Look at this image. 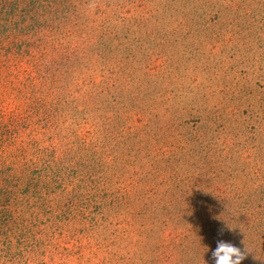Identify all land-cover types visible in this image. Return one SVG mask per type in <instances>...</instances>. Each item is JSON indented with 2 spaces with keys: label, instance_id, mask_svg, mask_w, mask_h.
Here are the masks:
<instances>
[{
  "label": "rangeland",
  "instance_id": "rangeland-1",
  "mask_svg": "<svg viewBox=\"0 0 264 264\" xmlns=\"http://www.w3.org/2000/svg\"><path fill=\"white\" fill-rule=\"evenodd\" d=\"M56 10L1 34L0 166L29 169L0 182V264H211L186 256L194 224L264 232V0Z\"/></svg>",
  "mask_w": 264,
  "mask_h": 264
},
{
  "label": "trees",
  "instance_id": "trees-1",
  "mask_svg": "<svg viewBox=\"0 0 264 264\" xmlns=\"http://www.w3.org/2000/svg\"><path fill=\"white\" fill-rule=\"evenodd\" d=\"M60 2H72V0H0V50L3 49V43L5 40L8 39L6 36H1L2 33H6L9 31V28H7V25L4 23L7 22V19L14 20V24L17 26V30L20 32L17 33L18 37H22L23 35H27L33 30L39 29L41 25L36 24L39 17H44L46 15H49L51 13V10L54 8V11L57 12L56 8L60 4ZM32 14V15H31ZM37 17V18H36ZM27 21H31L29 25H26ZM32 21H35L33 23ZM3 25V27L1 26ZM36 24V25H35ZM13 30V29H10ZM22 34V35H21ZM9 56V55H8ZM6 56V57H8ZM9 63V61L7 62ZM9 68V65H7ZM15 121L16 118H12L7 120L6 123L0 122V138L2 137L5 142H8L10 145L14 143V140H12L11 136L15 133ZM29 169L28 166H25L21 172V175L17 176L16 173L13 175L12 169L4 168L3 166H0V182L1 183H7V185L10 186H17L15 183L12 184L13 181H17L22 183L23 176L26 175V170ZM0 183V185H1ZM29 184V181L26 183V185ZM10 192L4 190V187H0V207L3 206V199H6V194L8 195ZM6 201V200H5ZM201 204V203H200ZM201 208V206H198ZM201 214V213H200ZM190 215V214H188ZM191 216V215H190ZM188 217L189 219L191 217ZM10 211L4 210L3 208H0V228L4 225H6V222H8L11 218ZM215 222L214 220H211ZM179 225L180 223H176ZM182 226V224H180ZM202 226H205L204 228ZM196 225L194 224L193 230L187 240L185 251L187 253L186 256L189 257V259L195 260L196 256L199 255V258L201 262L205 263L207 260H210L211 252L216 247L215 244L219 240L212 239V237L207 238L206 234L211 230V225ZM221 226L220 233H223L224 229H227V227L223 228ZM250 226L249 228L244 229V233H241L240 235H237L239 242H236V246L241 244L242 252L244 253V246L247 248H250L247 243H250L253 245V250L251 252H254L252 255H246L244 253L245 258L241 261V264H264V248L259 249L258 247H264V241H260L264 237V232L262 231L263 227L259 225ZM196 228V229H195ZM198 228V235L196 233V230ZM174 238L172 241H170L169 246L171 249L177 248L179 244L182 243L181 234L179 233H172ZM182 236H185L184 234ZM199 236V238H198ZM219 234V238H220ZM198 246L201 249V252L194 251V247ZM169 257L171 256V253L168 254ZM257 256V258H256ZM198 262V261H197Z\"/></svg>",
  "mask_w": 264,
  "mask_h": 264
},
{
  "label": "clouds",
  "instance_id": "clouds-1",
  "mask_svg": "<svg viewBox=\"0 0 264 264\" xmlns=\"http://www.w3.org/2000/svg\"><path fill=\"white\" fill-rule=\"evenodd\" d=\"M244 253L230 242L219 240L211 252V264H241Z\"/></svg>",
  "mask_w": 264,
  "mask_h": 264
}]
</instances>
